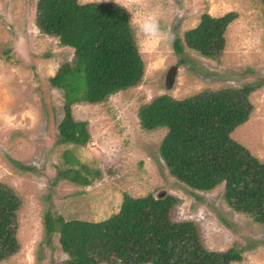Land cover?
<instances>
[{
    "label": "rangeland",
    "instance_id": "1",
    "mask_svg": "<svg viewBox=\"0 0 264 264\" xmlns=\"http://www.w3.org/2000/svg\"><path fill=\"white\" fill-rule=\"evenodd\" d=\"M36 1L0 0V183L21 203L18 251L0 264H61L65 256L57 235L50 245L44 239V214L99 222L118 211L123 194L171 195L178 200L172 221L193 222L206 250L247 248L241 262L233 264H264V228L228 208L222 186L198 192L172 178L158 155L166 130L144 131L136 117L140 106L162 95L181 100L202 91L259 83L248 97L252 112L230 137L264 161V0H78L115 3L126 10L144 68L137 86L100 104L72 106V119L86 123L89 141L84 147L56 143L63 100L48 79L72 59V52L35 28ZM229 12L238 17L227 27L217 59L187 49L182 56L173 52V40L194 28L201 14L220 17ZM149 14L174 39L143 38L136 23ZM64 151L88 168L90 185L55 181L57 171L66 167Z\"/></svg>",
    "mask_w": 264,
    "mask_h": 264
},
{
    "label": "trees",
    "instance_id": "2",
    "mask_svg": "<svg viewBox=\"0 0 264 264\" xmlns=\"http://www.w3.org/2000/svg\"><path fill=\"white\" fill-rule=\"evenodd\" d=\"M237 17L235 12L220 17L201 14L194 28L173 40V52L182 56L187 49L205 59H217L225 46L226 29ZM34 26L72 52V59L58 67L48 85L62 92L56 143L84 147L89 141L86 123L72 119V106L100 104L137 86L143 76L128 13L115 3L37 0ZM260 87L254 83L207 90L181 100L162 95L140 106L136 117L144 131L166 130L158 155L172 178L198 192L222 186L226 206L264 228V161L230 137L247 121L252 112L248 97ZM62 157L66 167L57 171L55 181L90 185L88 168L69 151ZM177 203L171 195L132 198L123 194L118 211L99 222L66 221L46 212L44 239L50 245L52 236L57 235L65 256L61 264L241 262L247 248L208 251L193 222H173L170 215ZM20 204L13 190L0 183V263L18 251L16 215Z\"/></svg>",
    "mask_w": 264,
    "mask_h": 264
},
{
    "label": "clouds",
    "instance_id": "3",
    "mask_svg": "<svg viewBox=\"0 0 264 264\" xmlns=\"http://www.w3.org/2000/svg\"><path fill=\"white\" fill-rule=\"evenodd\" d=\"M136 29L139 31L143 38L152 40L166 39L171 41L174 36L170 30H165L161 27L159 18L156 15H145L143 19L136 23Z\"/></svg>",
    "mask_w": 264,
    "mask_h": 264
}]
</instances>
